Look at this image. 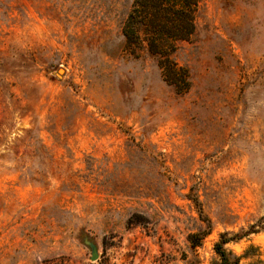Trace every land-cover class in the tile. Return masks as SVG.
Wrapping results in <instances>:
<instances>
[{
    "label": "rangeland",
    "instance_id": "1",
    "mask_svg": "<svg viewBox=\"0 0 264 264\" xmlns=\"http://www.w3.org/2000/svg\"><path fill=\"white\" fill-rule=\"evenodd\" d=\"M132 1L0 0V264H264V0L200 1L182 93Z\"/></svg>",
    "mask_w": 264,
    "mask_h": 264
},
{
    "label": "trees",
    "instance_id": "2",
    "mask_svg": "<svg viewBox=\"0 0 264 264\" xmlns=\"http://www.w3.org/2000/svg\"><path fill=\"white\" fill-rule=\"evenodd\" d=\"M201 0H133L131 9L122 25L125 49L137 56L146 52L157 58L163 79L178 93L189 87L186 68L177 64L171 54L178 42L188 40L195 30V15ZM264 220V217H262ZM209 225V221L207 220ZM251 224L244 232H222L213 249L218 256L216 264H239L240 257L227 251L225 244L256 232ZM206 233L202 234V237ZM192 247L199 244L193 234Z\"/></svg>",
    "mask_w": 264,
    "mask_h": 264
},
{
    "label": "water",
    "instance_id": "3",
    "mask_svg": "<svg viewBox=\"0 0 264 264\" xmlns=\"http://www.w3.org/2000/svg\"><path fill=\"white\" fill-rule=\"evenodd\" d=\"M85 242L87 243V245L90 248V259L94 260L97 256V248L93 242H91L89 240H85Z\"/></svg>",
    "mask_w": 264,
    "mask_h": 264
}]
</instances>
